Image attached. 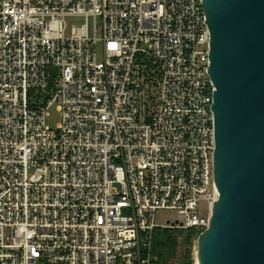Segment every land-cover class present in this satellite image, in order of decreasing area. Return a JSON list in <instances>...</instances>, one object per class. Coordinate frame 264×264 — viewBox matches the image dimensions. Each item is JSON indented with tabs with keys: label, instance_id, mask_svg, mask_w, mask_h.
<instances>
[{
	"label": "built area",
	"instance_id": "obj_1",
	"mask_svg": "<svg viewBox=\"0 0 264 264\" xmlns=\"http://www.w3.org/2000/svg\"><path fill=\"white\" fill-rule=\"evenodd\" d=\"M209 51L203 0H0V264H153L209 226Z\"/></svg>",
	"mask_w": 264,
	"mask_h": 264
},
{
	"label": "water",
	"instance_id": "obj_2",
	"mask_svg": "<svg viewBox=\"0 0 264 264\" xmlns=\"http://www.w3.org/2000/svg\"><path fill=\"white\" fill-rule=\"evenodd\" d=\"M215 86L214 181L199 264H264V0H203ZM57 68L49 78L51 90Z\"/></svg>",
	"mask_w": 264,
	"mask_h": 264
},
{
	"label": "rangeland",
	"instance_id": "obj_3",
	"mask_svg": "<svg viewBox=\"0 0 264 264\" xmlns=\"http://www.w3.org/2000/svg\"><path fill=\"white\" fill-rule=\"evenodd\" d=\"M75 25H81L85 23L84 20H74L72 22ZM91 24V23H90ZM100 57L103 55L102 45L99 46ZM60 121L59 113L54 108L51 109V117L49 123L51 126L56 127ZM176 211L174 210H159L156 214V221L160 225L167 224L168 220H175ZM198 237L194 236L191 243L183 246V241L178 238L177 246L173 251L174 254L166 257L167 264H196L197 262V245Z\"/></svg>",
	"mask_w": 264,
	"mask_h": 264
},
{
	"label": "trees",
	"instance_id": "obj_4",
	"mask_svg": "<svg viewBox=\"0 0 264 264\" xmlns=\"http://www.w3.org/2000/svg\"><path fill=\"white\" fill-rule=\"evenodd\" d=\"M184 234L181 230L176 229H157L154 236V255L155 260L153 264H167L166 257L174 254V250L177 246L178 238ZM194 236H197L195 230H189L185 233L183 246L191 243Z\"/></svg>",
	"mask_w": 264,
	"mask_h": 264
},
{
	"label": "bare ground",
	"instance_id": "obj_5",
	"mask_svg": "<svg viewBox=\"0 0 264 264\" xmlns=\"http://www.w3.org/2000/svg\"><path fill=\"white\" fill-rule=\"evenodd\" d=\"M196 264H199V261H198V259H197V262H196Z\"/></svg>",
	"mask_w": 264,
	"mask_h": 264
}]
</instances>
